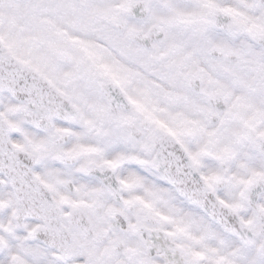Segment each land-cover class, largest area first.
Segmentation results:
<instances>
[{
    "label": "snow or ice",
    "instance_id": "snow-or-ice-1",
    "mask_svg": "<svg viewBox=\"0 0 264 264\" xmlns=\"http://www.w3.org/2000/svg\"><path fill=\"white\" fill-rule=\"evenodd\" d=\"M0 264H264V0H0Z\"/></svg>",
    "mask_w": 264,
    "mask_h": 264
}]
</instances>
